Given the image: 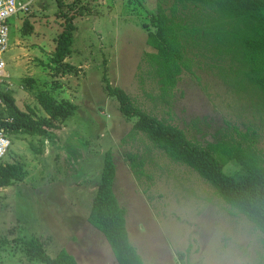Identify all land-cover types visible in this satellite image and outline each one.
<instances>
[{
	"label": "rangeland",
	"instance_id": "obj_1",
	"mask_svg": "<svg viewBox=\"0 0 264 264\" xmlns=\"http://www.w3.org/2000/svg\"><path fill=\"white\" fill-rule=\"evenodd\" d=\"M23 1L31 2L30 10L10 18L3 90L37 116L46 114L35 95L39 89L74 101L78 110L51 131L53 139L10 134L3 163H23L27 173L0 187V264H41L15 241L31 235L52 256L65 248L79 264H119L88 219L107 150L114 155L115 192L127 212L129 237L145 264H264V233L257 225L197 171L135 131L136 118L121 113L104 82L107 76L141 109L184 128L194 141L254 143L264 154L263 94L242 73V47L234 37L209 21L215 36L207 40L204 12L191 4L173 11L174 0H162L183 49L177 84L164 88L149 58L157 51L141 26L161 0ZM60 10L74 13L77 26L67 58L74 67L65 70L51 60L64 29ZM27 19L31 33L23 29ZM28 77L35 79L33 89L23 82ZM225 168L236 169L231 162Z\"/></svg>",
	"mask_w": 264,
	"mask_h": 264
},
{
	"label": "trees",
	"instance_id": "obj_2",
	"mask_svg": "<svg viewBox=\"0 0 264 264\" xmlns=\"http://www.w3.org/2000/svg\"><path fill=\"white\" fill-rule=\"evenodd\" d=\"M178 4L183 8L189 4L194 9L199 8L206 16V24L210 21L213 25L211 27H214L218 23V32L221 33L222 29L223 34L234 37V42L242 47V73L261 90L264 100V0H174L173 11H176ZM57 15L63 16L65 23L64 29L57 36L51 60L57 70H65L74 67L67 58L73 52L77 26L74 13L60 10ZM147 17L149 22L144 21L141 26L148 31V44L157 51L150 53L149 58L157 66L162 86L174 87L182 71V34L177 29L178 24L175 25L167 13L162 0L158 1L156 10ZM23 29L25 33H31L34 24L27 19ZM205 34L208 40V37L215 36V29L210 31L208 25ZM218 39L221 40L220 37ZM23 82L27 88H34L35 79L28 77ZM104 82L108 94L119 101L121 113L128 118H136L133 126L135 131L145 133L171 158L197 171L231 207L245 214L264 233V154L254 143L243 146L240 143L202 144L194 141L184 128L141 109L125 89L113 86L107 76H104ZM3 89L1 86L0 96L5 105H0V128H5L9 135L26 134L53 139L56 136L51 131L61 128L78 110L74 101L57 98L48 89H39L35 95L46 114L37 116L31 106L28 109L21 108L14 95ZM230 162L236 167L233 172L225 168ZM131 163L135 168L138 165L135 161ZM26 173L23 163L0 162V187L22 180ZM116 175L114 155L107 150L88 219L104 233L119 264H145L129 237L127 212L115 192ZM15 241L22 242L30 261L41 264H79L76 257L65 248L55 256L50 255L42 239L36 235L16 237ZM184 256V252L179 253L181 259Z\"/></svg>",
	"mask_w": 264,
	"mask_h": 264
},
{
	"label": "built area",
	"instance_id": "obj_3",
	"mask_svg": "<svg viewBox=\"0 0 264 264\" xmlns=\"http://www.w3.org/2000/svg\"><path fill=\"white\" fill-rule=\"evenodd\" d=\"M31 2L23 0H0V87L6 79L7 60L6 52L9 50L10 18L19 13H27ZM0 105L5 103L0 96ZM6 120H11L6 118ZM12 144L10 135L5 128H0V162H3Z\"/></svg>",
	"mask_w": 264,
	"mask_h": 264
}]
</instances>
